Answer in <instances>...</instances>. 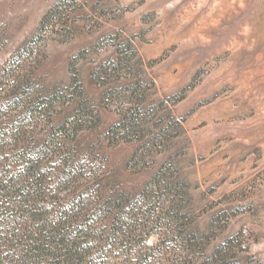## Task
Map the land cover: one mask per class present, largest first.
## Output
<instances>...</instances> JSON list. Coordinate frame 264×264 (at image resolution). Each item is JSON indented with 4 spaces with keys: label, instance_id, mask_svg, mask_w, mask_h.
<instances>
[{
    "label": "rangeland",
    "instance_id": "obj_1",
    "mask_svg": "<svg viewBox=\"0 0 264 264\" xmlns=\"http://www.w3.org/2000/svg\"><path fill=\"white\" fill-rule=\"evenodd\" d=\"M0 183V264H264V0H0Z\"/></svg>",
    "mask_w": 264,
    "mask_h": 264
},
{
    "label": "trees",
    "instance_id": "obj_2",
    "mask_svg": "<svg viewBox=\"0 0 264 264\" xmlns=\"http://www.w3.org/2000/svg\"><path fill=\"white\" fill-rule=\"evenodd\" d=\"M1 186L3 188L5 184L3 183ZM59 212L56 219L54 218L39 227L35 226V241L33 244H28L24 255L25 259L32 257L33 263L38 264H99L97 258L102 257L107 250L106 247L98 244L79 243L76 239L85 237L88 233L85 229L86 225L80 229H67L65 226H68V221L62 220V210ZM116 231L114 227L112 234H115ZM138 264L148 263L141 261Z\"/></svg>",
    "mask_w": 264,
    "mask_h": 264
}]
</instances>
